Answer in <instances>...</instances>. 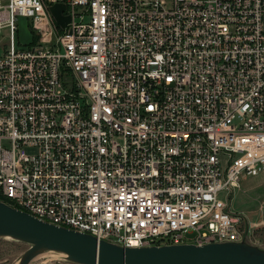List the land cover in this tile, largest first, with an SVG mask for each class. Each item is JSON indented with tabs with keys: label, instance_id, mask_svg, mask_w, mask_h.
<instances>
[{
	"label": "built area",
	"instance_id": "1",
	"mask_svg": "<svg viewBox=\"0 0 264 264\" xmlns=\"http://www.w3.org/2000/svg\"><path fill=\"white\" fill-rule=\"evenodd\" d=\"M3 28L0 202L119 247L249 244L228 200L264 176V0H0Z\"/></svg>",
	"mask_w": 264,
	"mask_h": 264
},
{
	"label": "water",
	"instance_id": "2",
	"mask_svg": "<svg viewBox=\"0 0 264 264\" xmlns=\"http://www.w3.org/2000/svg\"><path fill=\"white\" fill-rule=\"evenodd\" d=\"M0 237L27 243L19 264L42 251L62 253L75 264H264V250L245 242L125 248L40 221L0 202Z\"/></svg>",
	"mask_w": 264,
	"mask_h": 264
},
{
	"label": "rangeland",
	"instance_id": "3",
	"mask_svg": "<svg viewBox=\"0 0 264 264\" xmlns=\"http://www.w3.org/2000/svg\"><path fill=\"white\" fill-rule=\"evenodd\" d=\"M49 13L61 27L70 22V16L63 2L51 4ZM16 26L15 47L18 49L31 46L35 39L30 31L29 20L20 17L16 21ZM9 45L8 29L3 28L0 32V55L6 48H9ZM30 152V150L25 151V153ZM230 197L231 199L228 200L229 211L245 217L242 229L248 235L249 244L264 250V176L242 177L240 188L235 190ZM220 198L225 200V194L221 193ZM29 247L30 245L27 243L0 237V264H19L23 254ZM48 252L50 251L40 252L29 264H75L68 261L67 257L60 253Z\"/></svg>",
	"mask_w": 264,
	"mask_h": 264
},
{
	"label": "bare ground",
	"instance_id": "4",
	"mask_svg": "<svg viewBox=\"0 0 264 264\" xmlns=\"http://www.w3.org/2000/svg\"><path fill=\"white\" fill-rule=\"evenodd\" d=\"M4 238H6V237H4ZM7 239H10V238H7ZM11 240H12V239H11ZM48 253H50V252H48ZM60 254H62V253H60ZM41 255H42V254H41ZM62 255H64V254H62ZM39 256H40V255H39ZM64 256H65V255H64ZM64 256H63V257H64ZM41 257H42V256H41ZM58 257H59V255H58ZM36 258H37V257H36ZM64 258H65V257H64ZM40 260H41V259H40ZM32 262H33V261H32ZM34 262H35V260H34ZM34 262H33V263H34Z\"/></svg>",
	"mask_w": 264,
	"mask_h": 264
}]
</instances>
